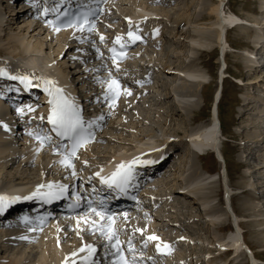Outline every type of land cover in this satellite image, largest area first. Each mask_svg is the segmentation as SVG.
<instances>
[{
	"label": "rangeland",
	"instance_id": "rangeland-1",
	"mask_svg": "<svg viewBox=\"0 0 264 264\" xmlns=\"http://www.w3.org/2000/svg\"><path fill=\"white\" fill-rule=\"evenodd\" d=\"M154 1L115 0L114 2L110 3L107 7L106 17L103 19L104 21L102 22L98 33L95 34L94 37H92V40H81L79 42H75V46L72 47V49H70V51L66 54H64L63 52L64 49H68L71 46L70 42H66L68 39L65 38L66 40H62V38L64 37H61L60 39L51 42V40L49 41V33L48 31H46L44 34L38 36L36 34H32L34 35L33 40L38 37V40L44 43L46 53H39L34 57L30 53H28L27 55H18L17 57H13V55H11L12 53H9L10 49H8L7 45H5L8 41L7 33L6 36L4 35L3 37H0V43L4 45V48H7V51H5L6 53L2 54V58L14 62L19 60V57H23L25 62H30L33 59H38V61H45V58L49 57L50 61H48V63L50 68L55 67L57 64L58 66L59 64L62 66L64 65L63 67L66 68L64 77L68 78L71 75L73 76L74 74L73 79L78 82V85L81 88L83 87L82 89L84 95L87 93L89 94V96L95 95L98 97H95L93 99V102L90 101L92 103L90 108L92 112H96V114H98V117L100 116L99 118H101V120L104 119L105 125L103 126V131L101 133V140L98 141L91 149H89L86 152V155L82 157L81 165L84 168L90 165H96L100 161L113 159L115 158L116 154V156H118V154L121 152L123 155L124 153L129 154L136 152L139 148H141L139 146H145L144 143L147 140L152 142H150V147L152 148L156 145L157 142L163 141V136L170 132V130L172 131L177 129H189V126L193 122L198 121L200 117L206 118L207 116H209L206 120L210 121L212 119L210 108L212 91L219 85L221 79H224L222 105L224 109L223 115L227 119V121L225 122V124L227 125V131L225 135L218 136V146L222 149V151H224V153H226L227 156V170L230 172V181H227L226 183H229L232 186L229 188L228 193L233 196V208H235L236 211H240L241 216L238 218V221L243 222V230L247 241L254 246L255 252L261 260L260 262L264 264V207L260 201L255 200L252 203L257 205L260 211L262 210V212H258L260 215L254 216L255 218H253L252 216L249 219V216H245L243 213L244 207L247 205V202L245 201H248L251 196H258L257 192L262 194V192L264 191V187H257L258 189L256 188L257 190H254L253 187H256V184L255 182H253L252 173L250 172V169H248V167L243 168V166H245V162L248 159H251V157L247 158L246 152L244 153L241 150L242 146H244L243 144H246V142H250L249 140L251 138L257 140L260 137V128L258 127L259 116L256 115L255 119V114H257L259 111V108H257L258 105L261 102L264 103V69L258 72L255 77L253 76V79L259 80L256 85L254 83H246V79H244V81H241L235 79L232 76H238L239 74L241 76L244 75L243 64H245L244 61L248 63L249 60L246 59L249 58V51L241 47L245 46L246 44L251 45L253 43L251 36L255 31L258 32L259 28L262 30V32L264 31V11L259 10L262 0H228L229 2L228 4L226 3V6L224 5L225 3L223 4L225 6H222V16L224 15V19H226L225 15L227 14L228 9L235 10L239 14V16L242 17V24H239L233 31L228 30L229 44L224 42L225 40L223 41L222 39L223 29L220 21L217 19H213L210 15L211 7L213 6V3L216 2V0H185L191 3L189 6L187 4H181L183 3V0H171L169 3L164 4H157L155 3L156 1ZM1 10L2 12L4 11L3 5H1ZM139 11L143 13H139ZM132 13L146 14V16L142 15V17L144 16V19H142L141 17L142 21L144 22L145 32H149L155 35L157 37L156 39L161 43V46H165L168 49V52H170L169 60L174 64L175 67L169 69L172 71V75H167V81L165 82L172 83L174 86L178 84V88L179 85L186 87L187 84L189 87V83L192 81L195 82L194 80H196V82L198 83L197 94L189 95V97H186L181 101L179 96H176V94H178L180 90L176 88H172L170 90L171 92L173 91V94L176 97L174 99L176 100V103L178 102L177 104H179L178 109H173V104L171 103L173 99H166L165 95L163 94L165 91L163 92V90H161L162 88L160 87L161 83H159V81L155 79H149L152 78L153 74L149 75L148 72L153 70L154 74L156 73L153 76L154 78L156 75L158 77L162 76L161 73L157 71L158 65H156L157 60H159L160 58L159 56L161 54V51H159V47L155 46L154 43L151 42V40H147L146 44L138 46L136 48V53L138 51L139 54L137 53L136 57L129 59L124 69H122L123 74L125 76L128 75V77L130 76L132 80L140 79L142 81L141 85L129 86V92L123 99L118 101L113 106L112 111L114 112H109V109L99 101V95L101 93V83L98 77H100V75H102L104 71L109 70L110 68L109 61L105 56L106 54L104 44H106L107 40L116 35V33L121 32L127 24L138 21L136 19L129 18ZM8 18L10 19L11 17ZM180 19L184 20L179 22ZM259 21H261V25ZM23 23L24 22H20L18 24L21 30H23L24 25L26 24ZM18 25L11 24L10 19V21L8 20V25H4L6 27L4 28L7 30V32L12 31L15 34H18V32L20 31ZM227 25L229 24H226L225 30ZM7 27H10L11 29H7ZM34 27L38 28L37 26ZM3 33L5 34V32ZM162 33H164V35H162ZM159 34L160 40L158 37ZM21 36L22 35L20 34V37ZM99 36H103L104 40L97 42V38ZM99 43L102 46L101 48L96 47L97 45H99ZM143 48L144 51H139L143 50ZM220 50H222V52L224 50L227 59L226 63L228 62L227 71L224 72H219V67L222 63V56L219 54ZM58 51H60V53L57 57ZM8 53L9 55L6 56V54ZM198 56L201 57V60L205 62L206 66L200 64L197 70H193L195 74L193 73V71H191L195 76L193 77V75H191L193 77L191 79L193 80H189L190 78L188 79L187 68L183 67V65L180 66L179 64L181 61L187 63L188 61L193 60ZM177 60L179 61V63ZM54 62L57 64H55ZM50 63L53 65H51ZM142 64L147 65V68L141 69L139 65ZM75 66H77L78 68ZM83 67H85V69ZM177 67L181 72H183V74H185V76L181 75L182 73H174V70L178 69ZM81 84L84 86H82ZM204 84H206V86H204ZM202 88L204 90V93L207 94L209 92L210 94L209 99L206 95L207 99L205 101L206 105L204 107L203 104L205 96H201ZM146 92L149 93L145 94ZM181 93L188 95L186 94L187 92L185 91V89ZM163 95L164 98H162ZM154 97H157L158 99L162 100L164 104H166L165 107L168 112H174V120L172 122L160 125L161 121L157 120L158 117L153 115L156 110V106L154 105L153 101V99H155ZM170 97L172 98V96ZM247 97L252 101V103L246 108L242 104L244 102V98ZM143 99H145V105L148 108V114L150 115L152 113L151 115L156 117L154 121L151 120V116L150 119L146 117L147 112L144 113L143 111L140 112V110L134 109L135 103L133 101ZM181 105L184 107V109L187 107L192 109V112L195 113V119L190 117L189 113H183L181 111ZM125 108L127 109L125 110ZM248 108L252 110H250V113L252 114L246 113L244 117L240 118L239 116L242 112H245L246 110L249 112ZM220 117L222 119L221 115ZM250 120H253L255 125L257 124L258 126L256 128H253L252 132L247 134L244 133L242 129L245 122L247 123ZM112 127L113 129H111ZM146 128H148L149 130ZM149 133L152 134L150 135ZM181 143L183 142L181 141ZM19 145L21 146L22 143L20 142ZM193 146L194 145H192V141H189L186 144V147L191 149V153L194 156L193 159L196 160L197 164L200 166V164L202 165L204 163L208 170L214 169L216 167V162L212 151L209 150V154H207V157H200L199 159L198 151L196 152V149H194ZM45 158L46 163H48L49 166H51L52 162L57 159L49 152L46 153ZM245 158H247V160H245ZM171 159L173 160V157H171ZM172 165L173 164L171 163H167V161L162 162L160 165H156V168H154V170L158 169V173H156L157 175L154 176V179L148 182V184L145 186V190L148 189L147 191L149 194L157 196L158 198H160V200H163L161 204L162 208L160 207L161 209L159 208L158 211H163L167 216H180L181 218L183 216L180 214L185 213V209H180L178 207H175L174 205H171V198L175 196V194H173V189L178 187L179 180L177 178L186 179L189 178L187 176L189 174H186V172L181 169H184L186 167L179 168L177 166L178 164H176V166L175 164L173 166ZM52 169L54 170L52 177H54L55 175L57 176L58 172H60V168H57V166L55 165L52 167ZM13 170L16 169L14 168ZM67 171H70V169H67ZM164 173H166V175ZM259 174L260 177L258 174H256V176L260 178L258 183H263L262 177L264 176V171L262 173L259 172ZM31 175L34 177L33 180L41 181V179L34 172H32ZM207 176L208 175L205 174V178L209 179L211 182H204L201 185V191L205 194L207 193L208 195L209 187H212L211 189L214 192H211V194L209 193V195H211V204L215 209L214 211L217 210L218 213L215 217L216 220H213V217H211L212 219H204L206 221H203L204 228H202L201 231L202 236L198 239V241H196V244L194 245H202L205 246L207 250H210L200 251V246H198L199 248H197L195 252L194 250H191L194 246L190 249V246L193 245V243L191 241L185 240L183 242L187 243V245H185L184 248L181 249L179 248L180 245L178 244V246L176 247L177 249L173 251V253H175L178 257L184 256L187 258V260H193L195 261V264H250L248 254L244 250H241L240 244L239 242H237L238 240H236V238L238 239V237H236L237 235L230 232L224 233L218 229L220 226L224 225L228 226V228L231 227V215L226 211L224 204L221 203V184L218 180L217 175H212L209 177ZM175 177L176 179H174ZM244 184L247 185L250 189L251 194H248V196L239 191L240 187L244 186ZM215 194L220 196V201H218V198ZM197 209L195 210H197L198 214L200 215L205 212L201 208ZM139 219H141L144 223V226L142 227L143 231H149L152 228L153 223L151 221H153V218L149 216L142 217L140 215V218L139 216L137 217L138 221ZM119 223L121 225H125L124 220H119ZM60 224L69 225V227L66 225L64 227L65 229H63V231L61 232L62 234H64L61 241L58 239V235H56V233H54L53 231L57 230L56 226ZM73 225L75 226L74 221L72 219H67L64 223H57L56 226L55 223L50 224V226H48L43 232L35 234V236H32L31 239L24 240L21 239L23 237L20 236L21 238L18 237L17 239L9 240V242L6 243L7 246H9L8 251L5 253V250H3L5 248L4 247L2 249L3 254L0 251V256L5 258L4 260H6L7 257H11L12 259V257L16 258L19 255L22 257V260H25L27 264H40V253L44 252L43 254L47 255L45 257L46 261L43 264H54L57 247L62 248V250L64 251L66 249L74 247L78 242H81L80 236L76 234V230ZM12 230L15 233L18 232L17 229ZM70 232L73 233L70 235ZM84 233L82 235V240L84 241L89 239L94 240L96 238V234H91L88 232ZM137 234L141 235V231H139ZM224 235L227 236V239H232V242L220 240ZM32 244L34 245L32 246ZM229 245L236 246V248L239 249V254H231L229 256L225 254L224 250ZM219 248L220 250H218ZM187 249H190L191 251L188 252L186 251ZM19 252L21 253L19 254ZM168 259L172 260L176 258L170 257ZM32 261H34L35 263H32ZM224 261H226V263ZM0 263L6 264L5 261H0Z\"/></svg>",
	"mask_w": 264,
	"mask_h": 264
},
{
	"label": "bare ground",
	"instance_id": "bare-ground-1",
	"mask_svg": "<svg viewBox=\"0 0 264 264\" xmlns=\"http://www.w3.org/2000/svg\"><path fill=\"white\" fill-rule=\"evenodd\" d=\"M2 1L4 3V0H0V16H1V23H0V34L1 36L0 37H3L4 35L6 36V34L8 33V41H7V48L10 49L9 53H12L11 55H13V57H17L18 55L19 56H22V55H27L28 53H30L31 55H38L39 53H46L45 52V48H44V43L42 41H39L38 40V37L35 38V40H33V37L34 35L32 34H36L37 36L38 35H41V34H44L45 32H43L41 29L39 28H36V27H31L28 23H26L24 25V28L23 30L19 31L18 34H15L14 32L10 31V32H7V30L4 28V23L5 21L9 20L8 17H11V16H8L7 15V12L4 13V11L2 12L1 10V5H2ZM121 1V0H120ZM124 1V0H123ZM154 1V0H153ZM156 1V2H155ZM154 2L157 3V4H164V3H169L171 0H155ZM173 1V0H172ZM176 1V0H175ZM228 0H216V2L213 3V6L211 7V11H210V15L212 16L213 19H217L220 21L221 23V26H222V29H223V35H222V39L223 41L224 40H227V36H226V33H225V26L226 24H237L236 26L234 25L230 31H233L236 29V27L239 25V24H242V18L240 17H236L232 14H229L227 13L225 15V18H223L222 16V6L225 7L226 6V3L228 4L227 2ZM225 3V4H224ZM181 4H187L188 6L191 4L190 2L188 1H185L183 0V3ZM225 6H224V5ZM186 5V6H187ZM187 6V7H188ZM118 9V8H117ZM3 10H4V6H3ZM142 11V10H141ZM154 11V10H153ZM138 12V11H137ZM145 12V11H144ZM125 13V12H124ZM131 13V12H130ZM139 13H143V12H140ZM139 13H132L130 15L131 19H141L142 15H145L146 14H139ZM126 14V13H125ZM151 14V13H150ZM128 15V13H127ZM152 15V14H151ZM156 15V14H155ZM129 17V18H130ZM144 17V16H143ZM142 17V19H144ZM215 17V18H214ZM12 19V18H11ZM130 19V20H131ZM141 19V20H142ZM188 19V18H187ZM224 19V20H223ZM184 19H180V21H182ZM218 21V22H219ZM23 22V21H22ZM136 22V21H135ZM23 26V25H21ZM3 28H4V31H3ZM31 28V29H30ZM43 28V27H42ZM39 29V30H38ZM44 29V28H43ZM5 32V34L3 33ZM257 32V31H255ZM20 34L22 35L20 37ZM261 33H257V38H259L260 40H264V35H260ZM63 35H69V36H72V32L68 31V32H62V33H55V38H53L50 34H49V41L51 40L54 41V40H58L60 39ZM162 35H164V33H162ZM161 35V36H162ZM166 36V34H165ZM92 36H90L91 38ZM159 40H160V34H159ZM73 39H68L66 42H70V47L68 49H64V54L68 53L70 51V49H72V47L75 46V42H79L78 39H75L74 37H71ZM88 38V39H90ZM164 38V36H163ZM66 40L65 37L62 38V40ZM87 40V39H86ZM99 40V39H97ZM163 40V39H162ZM61 41V40H60ZM154 41V40H153ZM62 42V41H61ZM59 43V41H58ZM65 43V41H64ZM155 45L157 47H159V51H161V54H160V58L159 60H157V64L158 65L157 67V71H159L161 73L162 76L157 77L155 76V78L153 77L155 74H154V70L153 71H149V75L150 74H153L152 78H149V79H155L157 81H159L160 84V88L161 90L165 91V97L166 99L170 100L172 99L170 97V90L173 88H176L178 90H180V92L185 91L187 92L186 94L188 95H195L197 94V87H198V83L196 82V80H194L195 82H190L189 83V87H188V84L186 87L185 86H180L179 85V88H178V84L177 85H173L172 83H166L165 81L166 78H167V75L171 76L172 74V71L169 70L170 68H173L175 67L174 64L172 62H170V52H168V49L165 47V46H161L160 44H158L159 42L155 41L154 42ZM73 45V46H72ZM205 46V45H204ZM68 47V45H67ZM84 47V46H83ZM82 47V49H83ZM97 48L98 47H102L101 44H99L98 46H96ZM7 48L5 47L4 48V45L2 43H0V54H3V53H6L5 51H7ZM206 48V47H205ZM155 49V48H154ZM139 51H144V48L143 50H139ZM154 51V50H153ZM8 53V54H9ZM60 51H58L57 53V57L59 55ZM138 53V51H137ZM141 53V52H140ZM203 53V52H202ZM223 53H224V50H223ZM139 54V53H138ZM70 55V54H69ZM144 56V54H143ZM142 57V55H141ZM183 57V56H182ZM48 58V57H47ZM45 58V61L46 59ZM138 58V57H137ZM63 59V58H61ZM182 59V58H181ZM52 60V59H51ZM48 61H50V59H48ZM60 61H63V60H60ZM137 61V60H136ZM178 61V60H177ZM40 63V61H38V59H33L32 61H30V63ZM174 62V61H173ZM55 63V62H54ZM143 63V62H142ZM176 63V62H175ZM179 63V61H178ZM177 63V64H178ZM248 63H249V60H248ZM247 63V65H248ZM258 63V62H256ZM51 64V63H50ZM57 64V63H55ZM66 64V63H65ZM134 64V63H133ZM200 64H202L203 66H206L205 65V62L201 60V57H196L195 59L193 60H190L188 61L187 63L186 62H183L181 61L180 62V66L183 65V67L187 68V75H188V79L189 80H193L191 78H193L195 75L192 74L191 71L193 70H197L200 66ZM49 64L47 63V67ZM53 65V64H51ZM60 65V64H59ZM57 66V67H56ZM55 67H52L55 71H57V73L60 75V77H63V68L60 66H58V64L56 65ZM64 66V65H63ZM78 66V65H77ZM75 66V67H77ZM126 66V64H123V67ZM141 69H146L147 68V65H139ZM138 66V67H139ZM146 66V67H145ZM178 66V65H177ZM78 68V67H77ZM85 69V67H83ZM178 68V67H177ZM179 69V68H178ZM264 69V67L261 68V71ZM68 70V69H67ZM148 70V69H147ZM82 71V70H81ZM174 71H177V70H174ZM185 71V72H186ZM70 72V71H69ZM72 72V71H71ZM78 72V70H77ZM84 72V71H83ZM66 73V72H65ZM193 73L195 74V72L193 71ZM72 74V73H71ZM76 74V73H75ZM81 74V72H80ZM95 74V73H94ZM62 75V76H61ZM70 75V73H69ZM77 75V74H76ZM79 75V74H78ZM130 75V74H129ZM193 75V77L191 76ZM254 75V74H253ZM65 76V75H64ZM74 76V75H73ZM89 76V74H88ZM128 76V75H127ZM175 76V75H174ZM96 77V76H95ZM76 78V76H75ZM157 78V79H156ZM254 77L252 76L249 83L251 84H257L259 82V80H255L253 79ZM171 79V78H170ZM147 80V79H145ZM144 80V81H145ZM150 80V81H151ZM169 80V79H168ZM172 80V79H171ZM81 81V80H80ZM206 81V80H205ZM124 82L126 84H128L129 86H133L134 85V81H132V79L128 78V77H125L124 78ZM84 83V82H83ZM82 85V84H81ZM79 86V85H78ZM84 86V85H82ZM103 86V84H102ZM204 86H206V84H204ZM83 88V87H82ZM204 88V87H203ZM201 90V96L204 97V104H203V107L206 105L205 104V101L208 97H210V94L209 92L206 94L204 93V90ZM205 89V88H204ZM169 90V91H168ZM150 92V91H149ZM149 92H146L145 94H148ZM173 92V91H172ZM108 95V93H106ZM105 94V95H106ZM207 95V97H206ZM95 96V95H94ZM221 94H218V97H220ZM94 97L91 96V98L89 99H93ZM152 98V97H151ZM155 98V97H154ZM176 98V97H175ZM184 99V98H183ZM108 101V100H107ZM115 101V100H114ZM154 101V105L156 106V110H155V113L153 115L157 116L158 119L157 120H160L161 123L160 125H164L166 123H170L174 120V112H168L164 102H162V100L158 99L157 97L155 99H153ZM111 102V101H110ZM109 101L106 102V108L108 107V103H110ZM135 103L134 105V109L135 110H140L143 111L144 113L147 112L146 114V117L148 119H150V116H151V120L154 121L156 117H154L153 115H149L148 114V108L146 107L145 105V99L143 100H134L133 101ZM147 102V101H146ZM153 103V102H152ZM173 104H171V106L173 107V109H178L179 107V104H177L176 102L172 101L171 102ZM252 103L251 100L247 98H244V102H243V106L244 107H248L250 104ZM13 104L14 102L10 101V100H3L2 98H0V188H7V189H11V190H16V188H19L21 187V185H26V186H30L32 184H36L38 185L40 182L42 181H35L33 180V176L31 175L32 172H34L41 180L43 179L44 180H50L48 177H50L53 173V169L52 167L53 166H49L48 163H46V153H44V151L42 152L41 149L42 148H37V147H34V149H31L28 151V143L26 145V152H24L22 148H20V141H22V135H20V133L17 132L18 128L20 127L21 125V122H22V118L25 116L27 119H29L30 117H35L37 116L38 114L36 112H34V109L33 111H28V107L29 106H26L25 109H22L23 110V113L21 114L20 112H17V109L14 110V107H13ZM147 104V103H146ZM168 104V103H167ZM43 105L40 103V106ZM92 105V104H91ZM149 106V105H148ZM252 106V105H251ZM202 107V108H203ZM155 108V107H154ZM264 108V107H260L259 108V111ZM124 109V108H123ZM127 108H125L126 110ZM249 109V112L246 110L245 112H242L240 114V118L244 117L246 115V113H249V114H252L250 113V108ZM151 110V109H149ZM179 111V110H177ZM176 111V112H177ZM181 111L183 113H189L188 115L190 117H192L193 119H195V113L192 112V109L190 108H185L181 105ZM109 112H114L112 111V107H110L109 109ZM200 112V111H199ZM253 112H256V111H253ZM178 113V112H177ZM215 115H216V122H217V126L219 127L220 125V121H221V124H222V119L220 117V112H219V109L215 110ZM258 115V113L256 114ZM192 119V121H193ZM252 119V118H251ZM248 120V118H247ZM159 121V122H160ZM253 121V120H252ZM251 120L249 122H245V124L243 125V129L242 131L244 133H247L249 134L250 132H252V129L253 128H256L258 125L254 123V121L252 122ZM157 122V121H156ZM157 124V123H156ZM3 125H7V128H5ZM174 126V125H173ZM147 127V126H145ZM187 127V126H186ZM259 127V126H258ZM161 128V127H160ZM113 129V127L111 128ZM148 129V128H146ZM118 130V129H117ZM120 130V129H119ZM149 130V129H148ZM181 131H184V129H180ZM179 130V131H180ZM209 130V131H208ZM208 130H205L204 132L201 133V137L203 138L202 140H198V141H195L193 142V144L196 146V147H199V150H202L201 152H206V149H208L207 147H203V145H206V146H210L211 144V138L210 136L213 135V131L211 132L210 129ZM114 131V130H113ZM116 131V130H115ZM145 131V130H144ZM174 131V130H173ZM119 132V131H118ZM149 132V131H148ZM150 134V133H149ZM152 134V133H151ZM150 134V135H151ZM190 134V133H189ZM187 134V135H189ZM210 135V136H209ZM101 136L102 134H100L98 136V139L97 141H100L101 140ZM260 136V137H259ZM259 138L256 140V139H253L251 138L249 141L252 142V143H256V146L255 148L249 150L248 152H246L247 154V158L248 157H251L252 158H257L259 159L260 163L259 165L260 168H258L257 170H253L250 166L248 167V169H250V172L252 173V177H253V182H255V186L256 187H253L254 190L259 187V188H263L264 187V176L262 177L263 179V183H258V180L257 179H260V174L259 172H263L264 171V131H260V134H259ZM151 137V136H150ZM149 137V138H150ZM154 137V136H152ZM253 139V140H252ZM151 141H146L144 143V145H148ZM152 143V142H151ZM181 141H178L177 143L176 142H172V141H169V140H163V141H159L156 143V145L154 147L151 148V151L152 153L156 152L158 153L159 155V162L156 164V165H160L162 162H166L167 163H171V164H178L177 166L179 168L181 167H186V168H181L182 170H184V172H186V174H189L187 175L191 182V184H183L184 186L182 187V189H179V188H174L173 189V194H175V196H173L171 198V205H174L175 207H178V208H184L185 210H188L190 208H193L194 210L197 209V208H201L203 209L205 212H207L208 214H213V211L215 210L213 205L211 204V200L209 198V193L211 194V192L213 193L214 191H212V187H209V190H208V195L207 193L205 194L204 192L201 191L202 188L201 185H202V178L200 177V174H201V171L199 169V167H205V164L203 163L202 165L200 164V166L197 164L196 160H194V156L193 154L190 152L189 149H181ZM180 145V146H179ZM94 146V144L92 145H89L87 147V150L92 148ZM19 147V148H18ZM141 147V146H139ZM212 148H215L217 149L218 151H220V155L221 157L223 158L224 162H225V165H227V156H226V153H224V151H222V149L219 147V146H213ZM20 149V150H19ZM193 149V148H192ZM28 151V152H27ZM197 152V151H196ZM18 153V154H17ZM213 153V152H212ZM258 153V154H257ZM90 154V153H89ZM120 154V156H119ZM118 156L115 155V158H114V163L118 160H126L128 158V155L129 154H126L124 153V155L121 153H119ZM122 154V155H121ZM207 154H209V152H207ZM171 157H173V160L171 159ZM48 159V158H47ZM200 159V157H199ZM176 160V162H175ZM202 161V160H201ZM49 162V161H47ZM247 164V161L245 162V165ZM155 165V166H156ZM172 165V166H173ZM255 165V164H253ZM16 169V170H13V169ZM156 168V167H154ZM154 168L152 169V171L148 172V177L150 180L154 179L158 173V169H155ZM55 169V168H54ZM166 175V173H164ZM256 174L259 175V177L256 176ZM186 176V175H185ZM225 176H228L230 178V172L227 170V166H226V169H225ZM209 177V176H207ZM195 179L194 183L191 181V179ZM176 179V177L174 178ZM179 179V178H177ZM183 179V178H182ZM187 179V178H186ZM163 180V179H162ZM35 181V182H33ZM45 181V182H47ZM168 182V181H167ZM262 182V181H261ZM49 184V183H48ZM206 184V183H205ZM262 184V185H261ZM261 185V186H260ZM206 189V188H204ZM258 189V188H257ZM256 189V190H257ZM148 190V189H147ZM150 191V190H149ZM239 191H241V193L245 194L248 196V194H251L250 193V189L248 188L247 185L244 184V186H241ZM148 192V191H147ZM153 193V192H152ZM220 193V192H219ZM258 196H251L249 198L248 201H245L247 202V205L244 207V215L245 216H249V219L253 216V218H255L254 216L256 215H260L259 213L262 212V210L260 211V209H258L257 205H255L254 203H252L253 201L255 200H258L262 203L263 207H264V191L262 192V194H260L259 192H257ZM170 198V197H169ZM248 198V197H247ZM228 200H229V197H228ZM232 201H233V198H232ZM163 200H160V201H157V205L159 207H161V204H162ZM170 202V201H169ZM201 204V206L199 205ZM260 205V204H259ZM158 207V208H159ZM162 208V207H161ZM160 208V209H161ZM159 210V209H158ZM192 210L190 211V216H195V218H198V216H201L200 214H198V209L197 210ZM232 210L234 213H237V214H240V211H236L235 208H233L232 206ZM197 211V212H196ZM217 211V210H216ZM260 211V212H259ZM200 212V211H199ZM259 212V213H258ZM123 215V220H124V226L122 227V230L125 232V234L127 235H131V233H134L136 229H141L142 230V227L144 226V223L142 222L141 219H139V221L137 220V217L139 216L140 218V215L138 214L136 216V214H134L133 212L127 210V211H124V213L122 214ZM219 215V214H218ZM241 215V214H240ZM171 216V215H170ZM143 217V216H142ZM151 218H153V221H151L153 224H152V228L147 231L149 233H155L157 234L158 236H162L161 239L165 240L166 242H172V244L176 247V245L178 246V244L180 245L179 248H184L185 245H187V243L183 242L185 241L184 239H182V236H186L187 238L189 237H193L195 238L197 236V234L192 231V230H186L184 229L183 227H180V226H177V225H170V224H167L165 222L164 219H162L161 217H156V215H153L151 214L150 216ZM210 217H213L210 215ZM215 214H214V217H213V220H216L215 219ZM79 218V217H78ZM212 219V218H211ZM227 219V218H226ZM79 220V219H78ZM76 220V222L74 223L75 226V230H76V234L82 236V234L84 233L83 231H85L86 229H89V228H92L95 225H99V224H105L104 221L102 222H99V221H96V220H90V219H86L82 222ZM81 220V218H80ZM145 221V220H144ZM147 221V220H146ZM164 222V223H163ZM55 223V226H56V222ZM236 223H238V219H236ZM72 224V223H71ZM15 226V225H13ZM13 226H6L4 224L0 225V251L2 253V249L5 250V253L8 251V247L6 243L9 242V240H12V239H17L19 236L23 235V234H20L19 236L14 234L13 231H11L10 229L13 227ZM52 227V226H51ZM57 227V228H56ZM55 228L57 230H53L54 233H56V235H58V239L60 238L62 240V237L64 236V234L60 233L58 234V230H59V227L58 225L56 226ZM86 227V228H84ZM81 228H83L84 230L81 231ZM50 229V228H49ZM48 231V230H47ZM143 231V230H142ZM238 232L241 231V230H237ZM75 232V231H74ZM139 232V231H138ZM73 233V232H72ZM71 232L69 233L70 235L72 234ZM240 233V232H239ZM237 234L239 240H241V235L240 234ZM85 234V233H84ZM75 235V234H74ZM236 235V234H235ZM34 236V235H28V236H22L23 238L21 239H24V240H27V239H31V237ZM76 236V235H75ZM214 236V235H213ZM236 236V237H237ZM199 237V235H198ZM206 237V236H205ZM235 237V236H234ZM42 238V237H41ZM242 238L244 239V242L245 244L248 246V248H250L251 250V256H255L256 258H258V255L257 253L255 252V249H254V246L247 241L246 237H245V234H244V230H242ZM43 239V238H42ZM202 240V239H201ZM230 240V239H229ZM236 240H238L236 238ZM220 241V240H219ZM232 241V239H231ZM230 241V242H231ZM15 242V241H14ZM181 243V244H180ZM218 244V243H217ZM34 244H32L33 246ZM157 245V244H155ZM191 245V244H190ZM242 245L241 241H240V246ZM194 246V247H193ZM200 246V248L198 247ZM220 246V245H219ZM36 247V246H35ZM193 247V249H191ZM197 248L200 249V251H206L207 249L205 248V246H202V245H191L190 246V249L191 250H194L196 252ZM209 248V247H208ZM190 249H187L186 251H191ZM210 250V249H209ZM207 250V251H209ZM220 250V248L218 249ZM42 252V251H41ZM21 252H19L20 254ZM39 253V252H38ZM37 253V254H38ZM44 253V252H43ZM43 253H40L41 256H40V264H43L46 260V255L43 254ZM152 253V252H151ZM3 254V253H2ZM36 254V253H35ZM234 254L238 255L239 254V249L236 248L234 250ZM4 256V255H3ZM16 256V255H15ZM37 256V255H36ZM39 256V255H38ZM25 257V256H24ZM48 257V256H47ZM65 258H67V253L64 252L62 250V248L60 247H57V251H56V256H55V264H60L61 261H63ZM5 258H3L2 256H0V261H5L6 264H27L25 262V260H22V257L21 256H17L16 258H13L11 259V257H7L6 260H4ZM25 259V258H24ZM36 259V258H35ZM191 259V258H190ZM253 259V257H252ZM260 259V258H259ZM228 260V259H227ZM34 261H32L33 263ZM38 262V261H37ZM226 263V261H224ZM232 262V261H231ZM31 263V262H30ZM35 263V262H34ZM197 263V262H196ZM1 264V263H0ZM212 264V263H211ZM223 264V263H222ZM253 264H257V261H255L253 259Z\"/></svg>",
	"mask_w": 264,
	"mask_h": 264
},
{
	"label": "snow or ice",
	"instance_id": "snow-or-ice-1",
	"mask_svg": "<svg viewBox=\"0 0 264 264\" xmlns=\"http://www.w3.org/2000/svg\"><path fill=\"white\" fill-rule=\"evenodd\" d=\"M84 25H88V30L91 31L94 27V24H92L91 21H89L88 17L85 15L83 17L78 16L75 21L71 22L69 24L70 27H79L81 31L84 29ZM59 30V29H57ZM128 38L135 42L136 40H140L141 37L139 35H136L133 31H129L127 33ZM101 41L104 40V37H100ZM121 37L117 36L114 43H120ZM121 48H123V45H121ZM115 53V48L111 49ZM122 55V53H121ZM117 57L113 56V63H116ZM8 75L7 72H5L4 69H0V76ZM10 79L13 80H20L21 83H23L26 87L31 86V82L27 77L24 76H9ZM46 87L44 88V91L48 94L51 99L49 100V104L51 105L50 110L48 112V122L52 125V131L56 133L57 136L61 138H67V140L71 144L70 151H67V153L64 155V158L60 161L61 164H64L68 167H73L71 163V157H74L76 155V151L79 147H82L83 145L87 144L90 139L93 138V135L91 132H89V128L92 125V121H85L81 110L78 108V106L70 102L69 99L63 94V90L59 87L55 86V82L51 80H46L45 82ZM108 91L109 93L113 94L114 96H119L120 94V86L119 82L115 79H111L108 82ZM107 97V94H106ZM28 111H33L31 107H28ZM17 112L23 113V110L20 108H17ZM5 128H7V125H3ZM38 140L43 141V139H47L46 137H40L37 136ZM141 163L139 160H133L128 162V164H124L123 162L119 165H117V168L114 172L111 173L109 177H103L101 176V183L107 184L110 188L115 186L119 191L123 192L126 187L128 186V182L133 178L132 173V165ZM143 163H149V161H143ZM73 175H75V172H73ZM96 175H100L97 173ZM45 187L44 185H39V188ZM48 189L50 190L48 193H45V198H54L55 195L58 193L52 192L53 185L50 183L47 185ZM59 187V194H62L66 190V186L60 185ZM32 195H37L36 192H34ZM24 199H30L31 196L23 197ZM21 199V197L18 196H5L0 195V213L4 212L9 204L14 203L15 201ZM93 212L97 216H99L102 220L105 219V217L102 215V213L97 212L95 209H92ZM108 221H112V217H107ZM94 227L96 231H99L101 236H105L109 242L112 243V247L117 249L116 256L118 257L113 261V264H135V261H129L127 257L125 256L123 250L119 247L120 246V240L116 236L115 232L113 231L112 225L109 223L106 224H99L95 225ZM136 231H142L141 229H136ZM148 240H158L159 238L156 236H149L147 237ZM164 248L167 249L168 245H164ZM157 250L160 251L161 247L159 244H157ZM79 252L87 251L88 257L85 259H88L90 261V264H97L96 261L91 260L92 254L95 253L96 249L93 245L89 244L86 245L80 249H78ZM128 251L134 252V247L132 245V241H128ZM72 256H76L77 253L73 252L71 254ZM73 264L75 262L73 261Z\"/></svg>",
	"mask_w": 264,
	"mask_h": 264
},
{
	"label": "trees",
	"instance_id": "trees-1",
	"mask_svg": "<svg viewBox=\"0 0 264 264\" xmlns=\"http://www.w3.org/2000/svg\"><path fill=\"white\" fill-rule=\"evenodd\" d=\"M219 108H220V115H223L224 109L222 103L220 104Z\"/></svg>",
	"mask_w": 264,
	"mask_h": 264
}]
</instances>
